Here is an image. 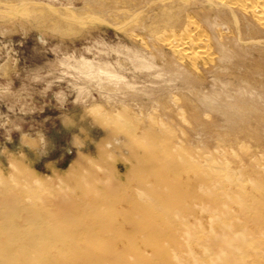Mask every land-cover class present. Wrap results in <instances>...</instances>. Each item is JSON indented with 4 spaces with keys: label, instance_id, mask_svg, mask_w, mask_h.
Listing matches in <instances>:
<instances>
[{
    "label": "rangeland",
    "instance_id": "1",
    "mask_svg": "<svg viewBox=\"0 0 264 264\" xmlns=\"http://www.w3.org/2000/svg\"><path fill=\"white\" fill-rule=\"evenodd\" d=\"M150 1L0 0V175L13 179L17 163L31 170L55 216L95 183L121 207L120 195L145 183L143 175L151 179L149 171L134 169L148 162L143 154L171 145L194 165L219 166L235 181L241 175L264 178V27L237 14L240 33L228 13L220 20L197 0L210 56H181L158 39L162 7H146ZM225 182L232 192L241 185ZM250 186L243 191L260 198ZM91 194L85 200L93 202ZM236 206L230 205L234 213L224 222L249 231L257 244L246 245L244 259L264 264V229L249 220L255 215H236ZM79 215L75 219L89 216ZM114 217L122 222V215ZM189 221L201 226L200 244L211 240L218 247L204 232H219L222 222H211L200 209ZM76 237L78 252L106 248H88ZM199 243L192 245L197 254ZM72 258L68 254L64 262Z\"/></svg>",
    "mask_w": 264,
    "mask_h": 264
},
{
    "label": "bare ground",
    "instance_id": "2",
    "mask_svg": "<svg viewBox=\"0 0 264 264\" xmlns=\"http://www.w3.org/2000/svg\"><path fill=\"white\" fill-rule=\"evenodd\" d=\"M195 1L151 0L145 6L151 7L158 2L162 7L156 18L163 27L159 34L156 33L159 40L166 42L181 56L207 57L210 56V33L200 23L202 14L194 9ZM137 3L139 0H132V6ZM199 4L200 8L220 15V20L229 16L240 33L241 19L237 14L245 15L252 23L264 27V0H200ZM181 11L185 12L184 17L179 16ZM175 28L180 29L176 31ZM165 148L162 152H146L143 156L147 158L143 160L148 162L135 165L137 171H149L151 179L145 174V183L137 188L130 187L128 195L119 194L124 204L122 208H116L114 202L111 204L110 199L101 193L105 188L95 183L89 186L87 192H80L75 197L71 209L56 216L43 202L44 196L38 194L40 180L31 170L17 163L13 179L0 175V264H252L244 259L249 249L246 245L257 243L249 238V231L230 226L224 220L234 213L230 205L236 204V215L251 213L256 218L249 220L259 230L264 229V219L260 218L261 209H264V178L256 180L240 173L235 181L231 175L218 169L219 166L215 168L207 163L194 165L190 159H184L183 149L172 145ZM177 176L186 179L181 180L180 177L178 180ZM225 181L241 185L236 192H232L226 188ZM246 184L256 188L261 193L260 198L244 192L242 188ZM91 190L94 193L91 195L96 197L93 202L85 200ZM115 192L111 194L116 195ZM197 209L209 213L211 222H222L223 229L219 232L215 233L212 229L204 232L213 236L218 247L211 245V240L199 243V236L203 235L201 226L189 221L190 215ZM75 213L89 216L79 220L75 219ZM116 213L122 215V222L114 217ZM126 225L130 230L125 228ZM63 236L68 238L62 241ZM76 236L84 238L88 243L83 244L88 248L89 244L99 245V249L103 248L101 246L106 248L96 254L91 252L93 246L89 248L90 252H84L89 250L87 248L78 252ZM118 243L122 248L121 245L120 249L117 247ZM198 243L203 248L200 254L192 248ZM141 245L154 249L147 253L140 248ZM68 254L74 259L64 262ZM55 259L59 262L56 263Z\"/></svg>",
    "mask_w": 264,
    "mask_h": 264
}]
</instances>
